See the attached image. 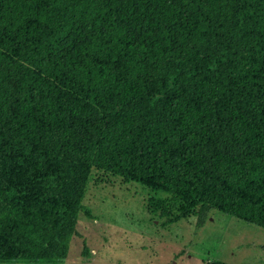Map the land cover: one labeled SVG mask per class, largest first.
I'll return each mask as SVG.
<instances>
[{"label":"trees","instance_id":"obj_1","mask_svg":"<svg viewBox=\"0 0 264 264\" xmlns=\"http://www.w3.org/2000/svg\"><path fill=\"white\" fill-rule=\"evenodd\" d=\"M91 170L264 229V0H0V264L66 255Z\"/></svg>","mask_w":264,"mask_h":264},{"label":"rangeland","instance_id":"obj_2","mask_svg":"<svg viewBox=\"0 0 264 264\" xmlns=\"http://www.w3.org/2000/svg\"><path fill=\"white\" fill-rule=\"evenodd\" d=\"M154 192L91 170L66 255L54 262L9 264H264V229L214 209L167 222ZM83 246L88 252L84 255Z\"/></svg>","mask_w":264,"mask_h":264}]
</instances>
